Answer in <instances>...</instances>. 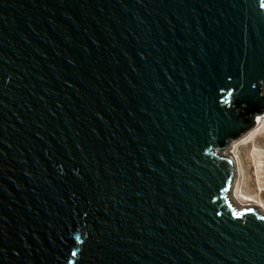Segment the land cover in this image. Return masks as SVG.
<instances>
[{
    "label": "water",
    "instance_id": "obj_1",
    "mask_svg": "<svg viewBox=\"0 0 264 264\" xmlns=\"http://www.w3.org/2000/svg\"><path fill=\"white\" fill-rule=\"evenodd\" d=\"M263 90L264 0H0V264H264Z\"/></svg>",
    "mask_w": 264,
    "mask_h": 264
},
{
    "label": "rangeland",
    "instance_id": "obj_2",
    "mask_svg": "<svg viewBox=\"0 0 264 264\" xmlns=\"http://www.w3.org/2000/svg\"><path fill=\"white\" fill-rule=\"evenodd\" d=\"M263 117L264 114L261 118ZM257 130L254 134L250 133L251 135L232 141L223 150V154L236 162V176H234L231 196L235 198L238 206L246 208L247 205L254 204L262 205V209H264V190L263 192L259 190L260 186H263L264 189V119ZM242 194H246L254 203L247 202Z\"/></svg>",
    "mask_w": 264,
    "mask_h": 264
},
{
    "label": "bare ground",
    "instance_id": "obj_3",
    "mask_svg": "<svg viewBox=\"0 0 264 264\" xmlns=\"http://www.w3.org/2000/svg\"><path fill=\"white\" fill-rule=\"evenodd\" d=\"M263 93H264V90H263ZM262 119H264V117L263 118H261V117H259V118H256V124H257V126H256V124H255V128L252 130H249L248 132H246L245 133V135L243 136H241V137H246V136H248L250 133H255V132H257L258 130H257V128L260 126V124L262 123ZM251 135V134H250ZM253 136V135H252ZM249 138V137H248ZM239 139V138H238ZM234 141H237V139L236 140H233V142ZM230 143H232V142H230ZM225 150V149H224ZM219 154H220V156H222V157H225L224 155L225 154H223V152H219ZM225 158H230V157H225ZM230 159H232V158H230ZM232 162H233V166H234V168H235V166H236V162L232 159ZM235 174H236V169H235ZM259 190H262V192H263V186H260V188H259ZM263 194H264V192H263ZM242 196L244 197V199L247 201V202H253L254 203V201L251 199V198H249V197H247L246 196V194L244 195V194H242ZM231 201H232V203L234 204V206L237 208V209H242V208H245V207H239L238 206V204H237V202H236V200H235V198L233 197V196H231ZM250 208H255L258 212H259V214H264V209H262V205H247V207L245 208V209H250Z\"/></svg>",
    "mask_w": 264,
    "mask_h": 264
}]
</instances>
